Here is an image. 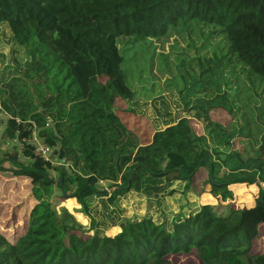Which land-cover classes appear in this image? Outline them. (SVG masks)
I'll return each mask as SVG.
<instances>
[{
  "label": "trees",
  "instance_id": "1",
  "mask_svg": "<svg viewBox=\"0 0 264 264\" xmlns=\"http://www.w3.org/2000/svg\"><path fill=\"white\" fill-rule=\"evenodd\" d=\"M181 19L218 26L248 68L235 71L230 108L214 107L228 119L176 116L142 142L121 118L136 97L117 38H160ZM0 25L11 51L25 54L0 75V174L14 180L7 192L0 179L2 200L16 218L12 234L0 225V264H175L171 256L191 253L201 264H264L253 243L264 218L247 224L233 201L236 187L253 185L264 215V0H26L11 13L0 2ZM15 139L17 148L3 147ZM204 165L222 209L193 187ZM125 198L153 201L157 214L101 227L94 202L126 212ZM66 199L75 213L58 209Z\"/></svg>",
  "mask_w": 264,
  "mask_h": 264
},
{
  "label": "rangeland",
  "instance_id": "2",
  "mask_svg": "<svg viewBox=\"0 0 264 264\" xmlns=\"http://www.w3.org/2000/svg\"><path fill=\"white\" fill-rule=\"evenodd\" d=\"M25 1L0 0L7 13L19 11ZM219 29L218 26L197 19H181L176 27L170 28L168 33L160 38L138 41H131L130 37L124 36L117 38L119 51L124 56L122 69L136 97L129 102L132 110H121L125 113L121 118L131 131L136 130L135 133L142 142L149 140L153 129L173 123L176 116L199 117L201 122L207 114L216 115L214 118H229L228 114L220 111L221 108L219 115L214 107L220 106L225 110L230 108L233 98L231 95L238 88L235 71L248 67L237 61L235 55L230 53L226 35L219 32ZM24 58L22 49L13 48L11 51L8 35L4 29L0 28V75L2 73L11 75L8 73L7 65L10 64L11 69H19ZM223 93L229 100H223L220 97ZM6 120L7 117L0 114V132L4 129ZM18 146L15 139L3 147L11 150ZM234 147L236 150L243 148V143L238 137H234ZM0 179L2 182L9 180L1 174ZM208 179V165H204L195 173L193 187L201 193L203 202L222 209L218 201L208 193L210 189ZM2 182H0V225L9 229L12 234L16 218L12 216L13 211L6 204L7 200H2L4 188ZM12 185L14 180L7 182L4 189L12 192L14 191ZM55 193H58L57 189ZM256 194L257 191L253 185L238 186L234 191L233 201L239 208L244 209L247 224L254 218L259 220L264 218L255 203ZM62 207L73 213L78 208L72 200L67 199L59 202L58 209ZM124 207L126 212H121L113 205L107 204L105 200L97 199L94 202L92 214L101 227L111 232L118 229V222L122 217L134 216L135 211L141 214L148 211L152 216L157 214V205L153 201L149 204L143 201L141 205H135L125 198L122 208ZM76 218L83 228L89 226V219L84 214L78 213ZM258 233V236L253 239L255 249L264 250L263 223L259 225ZM170 258L175 264H201L194 253L177 254Z\"/></svg>",
  "mask_w": 264,
  "mask_h": 264
},
{
  "label": "built area",
  "instance_id": "3",
  "mask_svg": "<svg viewBox=\"0 0 264 264\" xmlns=\"http://www.w3.org/2000/svg\"><path fill=\"white\" fill-rule=\"evenodd\" d=\"M33 143L36 146V151L40 152L41 154H43L45 157H47L50 153V149L44 145H42L40 143V141L37 140L36 137H33L32 139ZM60 163H62V161H60Z\"/></svg>",
  "mask_w": 264,
  "mask_h": 264
}]
</instances>
